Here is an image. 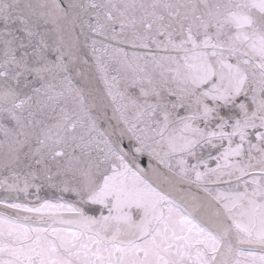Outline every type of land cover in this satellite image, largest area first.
Segmentation results:
<instances>
[{"label": "snow or ice", "instance_id": "6c2138e0", "mask_svg": "<svg viewBox=\"0 0 264 264\" xmlns=\"http://www.w3.org/2000/svg\"><path fill=\"white\" fill-rule=\"evenodd\" d=\"M0 264H264V0H0Z\"/></svg>", "mask_w": 264, "mask_h": 264}]
</instances>
